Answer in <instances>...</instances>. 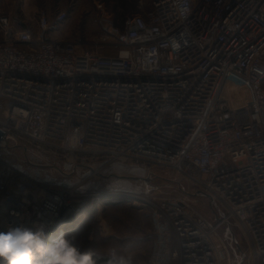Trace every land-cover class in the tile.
Segmentation results:
<instances>
[{
    "label": "built area",
    "instance_id": "2783aa9c",
    "mask_svg": "<svg viewBox=\"0 0 264 264\" xmlns=\"http://www.w3.org/2000/svg\"><path fill=\"white\" fill-rule=\"evenodd\" d=\"M103 25L85 48L50 38L44 22L33 34L0 14L3 142L73 167L100 164L92 175L114 163L146 177L171 170L172 185L206 195L213 222L146 185L124 193L148 210L144 264H230L229 223L251 264H264V0H150ZM83 183L37 180L0 158V227L43 220L55 234L123 195Z\"/></svg>",
    "mask_w": 264,
    "mask_h": 264
},
{
    "label": "rangeland",
    "instance_id": "374dc122",
    "mask_svg": "<svg viewBox=\"0 0 264 264\" xmlns=\"http://www.w3.org/2000/svg\"><path fill=\"white\" fill-rule=\"evenodd\" d=\"M149 3L150 0H0V14L8 16L16 30L23 29L35 34L44 22L49 27L50 38L81 42L85 48H92L102 33L104 19L120 24L127 17L147 10ZM7 147L0 158L34 179L63 186H73L83 180L81 190L123 192V195L102 199L99 208L93 209L76 227L63 231L75 237L74 243L82 251L91 250L95 253V259L105 260L96 264L146 262L153 241L148 210L133 205L132 197L128 196L144 192L145 184L131 178H145L146 172L132 164L114 163L101 169L97 175H92L100 164L92 163L87 166L90 169L73 170V166L51 161L32 147L11 141ZM31 164L54 166L68 175ZM151 177L153 179L147 185L151 193L180 197L193 205L205 219L210 222L215 220L214 208L210 207L206 197L198 194L186 196L178 186L172 185L170 181H177L173 171L158 168ZM179 182L181 188L191 194L197 193L187 182ZM229 226L244 255L241 264H251L246 239L236 225H223L221 231L228 234ZM227 237L230 264H236L241 257L240 252L229 240V235Z\"/></svg>",
    "mask_w": 264,
    "mask_h": 264
},
{
    "label": "clouds",
    "instance_id": "9594fccd",
    "mask_svg": "<svg viewBox=\"0 0 264 264\" xmlns=\"http://www.w3.org/2000/svg\"><path fill=\"white\" fill-rule=\"evenodd\" d=\"M74 240L63 230L53 234L43 220L9 223L0 227V264H96L95 253L82 251Z\"/></svg>",
    "mask_w": 264,
    "mask_h": 264
},
{
    "label": "water",
    "instance_id": "95a60500",
    "mask_svg": "<svg viewBox=\"0 0 264 264\" xmlns=\"http://www.w3.org/2000/svg\"><path fill=\"white\" fill-rule=\"evenodd\" d=\"M0 143H3V144L5 145V149L7 150L8 147H7L6 144L3 142V137H2V133H1V132H0ZM5 149H4V150H5ZM23 150H24V149H23ZM31 165H32L33 167H37V168H51V169H55V170H57L58 172H60L62 175H68V174H64V173H62L58 168H56V167H54V166L36 165V164H31ZM75 168L90 169V168L87 167V166H78V165L75 166V167H73V170H74ZM73 170H72V171H73ZM71 174H72V172H71L69 175H71ZM131 179L139 180V181L143 182V183L147 186V185H149V182H150L153 178H151V177H145V178H142V179H139V178H131ZM177 186H178V188L180 189V191H181L183 194H185L186 196H195V195L198 194V195H202V196L206 197V195H204V194L201 193V192H199V193L197 192V193L191 194V193H189L188 191H186L185 189L181 188V187H180V184H177ZM209 205H210V207H212V209L215 208V207H214V204H213L212 202H210ZM213 213H214V215H215V219L218 220V216L215 214L214 211H213ZM227 226H228V225H227ZM227 231H228V235H229V240L231 241V243H233V245L236 247V249L240 252V255H241L239 261H238L236 264H241L242 261H243L244 255L241 253V249H240V247H239V244H238V242H237V240H236V238H235V236H234V234H233V232H232L230 226L228 227Z\"/></svg>",
    "mask_w": 264,
    "mask_h": 264
},
{
    "label": "trees",
    "instance_id": "16d2710c",
    "mask_svg": "<svg viewBox=\"0 0 264 264\" xmlns=\"http://www.w3.org/2000/svg\"><path fill=\"white\" fill-rule=\"evenodd\" d=\"M18 30H23V29H18ZM96 260V262H99V263H103L105 260H103V259H95Z\"/></svg>",
    "mask_w": 264,
    "mask_h": 264
},
{
    "label": "crops",
    "instance_id": "0c3cea01",
    "mask_svg": "<svg viewBox=\"0 0 264 264\" xmlns=\"http://www.w3.org/2000/svg\"><path fill=\"white\" fill-rule=\"evenodd\" d=\"M58 40H61V39H58ZM148 219H149V214H148ZM149 223H150V220H149ZM149 253V252H148ZM146 261V260H145Z\"/></svg>",
    "mask_w": 264,
    "mask_h": 264
}]
</instances>
